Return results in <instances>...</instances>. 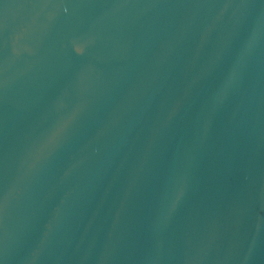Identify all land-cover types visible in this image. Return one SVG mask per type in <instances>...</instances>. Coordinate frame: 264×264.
<instances>
[{
  "label": "water",
  "instance_id": "1",
  "mask_svg": "<svg viewBox=\"0 0 264 264\" xmlns=\"http://www.w3.org/2000/svg\"><path fill=\"white\" fill-rule=\"evenodd\" d=\"M0 264H264V0H0Z\"/></svg>",
  "mask_w": 264,
  "mask_h": 264
}]
</instances>
